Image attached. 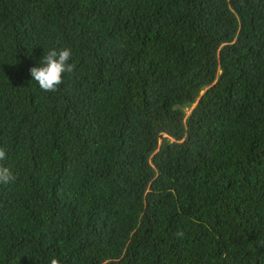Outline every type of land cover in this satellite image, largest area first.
Instances as JSON below:
<instances>
[{
	"label": "trees",
	"instance_id": "obj_1",
	"mask_svg": "<svg viewBox=\"0 0 264 264\" xmlns=\"http://www.w3.org/2000/svg\"><path fill=\"white\" fill-rule=\"evenodd\" d=\"M0 148V264H264V0H0Z\"/></svg>",
	"mask_w": 264,
	"mask_h": 264
},
{
	"label": "clouds",
	"instance_id": "obj_2",
	"mask_svg": "<svg viewBox=\"0 0 264 264\" xmlns=\"http://www.w3.org/2000/svg\"><path fill=\"white\" fill-rule=\"evenodd\" d=\"M72 51L70 48H51L42 57L40 66L29 69L32 80L45 92H54L63 83L64 74L73 71L70 63ZM6 159V151L0 148V161ZM15 176L10 168L0 164V184L10 183ZM183 235V233H179ZM49 264H60L56 257L49 258Z\"/></svg>",
	"mask_w": 264,
	"mask_h": 264
},
{
	"label": "rangeland",
	"instance_id": "obj_3",
	"mask_svg": "<svg viewBox=\"0 0 264 264\" xmlns=\"http://www.w3.org/2000/svg\"><path fill=\"white\" fill-rule=\"evenodd\" d=\"M217 73H218V71H217ZM202 91H203V89L200 91V93H202ZM199 93V94H200ZM194 103L195 102H193L188 108H185L184 109V113H185V115H184V117L188 114V112L191 110V108L194 106ZM164 136V135H163ZM170 140H171V138H170Z\"/></svg>",
	"mask_w": 264,
	"mask_h": 264
}]
</instances>
